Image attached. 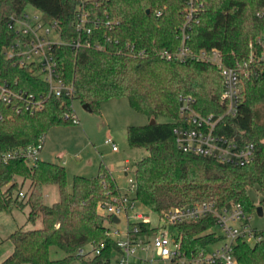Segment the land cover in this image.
I'll return each instance as SVG.
<instances>
[{
  "label": "trees",
  "instance_id": "1",
  "mask_svg": "<svg viewBox=\"0 0 264 264\" xmlns=\"http://www.w3.org/2000/svg\"><path fill=\"white\" fill-rule=\"evenodd\" d=\"M28 6L39 11L45 21L57 20L64 41L75 37L80 9L89 10L91 18L98 19L91 39L99 41L103 49L53 47L62 79L74 86V100L99 114L100 102L125 97L133 110L155 120L126 128L128 144L147 151L134 166L139 203L155 214L205 201L218 207L240 203L249 215L257 209L249 195V189L256 187L262 193L260 204H264V60L249 65L239 112L234 118H225L221 127L230 137L251 141L254 158L243 166L223 164L181 151L174 139V126L180 122V95L191 96L201 114L219 115L224 110L222 82L215 65L195 58L167 59L160 54L179 44L185 0H0V77L38 98L47 86L31 65L4 56V48L16 37L9 18L24 13ZM196 7L188 29V43L194 52L216 49L223 63L233 66L247 61L251 51L260 50L257 40L264 38V0H196ZM126 43L142 55L129 54L124 49ZM70 103L68 97L50 96L40 109L17 112L0 101V153L35 142L53 126L72 123ZM159 117L169 120L158 122ZM27 180L26 200L19 199ZM51 184L57 186L59 198L48 205L43 190ZM118 193L104 166L92 177L75 175L69 189L66 170L58 163L38 159L30 165L19 158L0 159V211L28 206L27 222L32 225L8 236L13 250L0 264H72L78 259L83 264H107L116 246L105 233L99 210ZM213 227L212 217L176 225L182 248L187 253L206 249L218 239ZM88 244L104 247L90 259L75 255ZM52 247L64 256L52 259ZM233 254L237 264H264V240L253 245L236 240Z\"/></svg>",
  "mask_w": 264,
  "mask_h": 264
},
{
  "label": "built area",
  "instance_id": "2",
  "mask_svg": "<svg viewBox=\"0 0 264 264\" xmlns=\"http://www.w3.org/2000/svg\"><path fill=\"white\" fill-rule=\"evenodd\" d=\"M85 1V0H82ZM184 23L180 28V40L177 48L172 51L162 50L161 56L167 59L197 60L215 65L220 73L222 82L221 100L224 110L219 115H204L194 108L191 96L180 95L178 113L180 122L174 126L173 134L177 147L183 152L205 155L216 161L233 166L249 164L254 158L255 146L251 141L241 137H230L221 132L223 120L234 118L239 112L242 100L243 78L249 75V65L255 60H264V38L258 39L261 47L259 51L253 50L247 61L242 64L229 66L223 63L221 53L216 49H200L194 52L189 45L190 34L188 29L195 19L198 8L196 0H185ZM159 15V13H157ZM98 26V19L91 18L90 11L80 9L76 13L74 32L69 41L62 39L60 24L57 20L45 21L39 11L29 13L25 11L9 18V27L16 37L4 48L6 58H14L20 65H31L34 73L46 84L47 90L38 98L27 91L15 88L9 81L0 77V101L11 105L14 111H34L43 106V102L50 96L68 97L71 101V112L68 114L72 123H78L73 113L74 86L62 79L53 53V47L59 45L69 46L74 50L81 47L103 49L99 41H92L94 29ZM109 41L110 38L108 37ZM124 49L131 55L141 56L142 52H135L130 44L126 43ZM123 51V50H120ZM18 103V104H17ZM45 134L38 137L35 142L25 146L13 148L0 153V159L7 162L11 159H23L33 164L39 158L43 149ZM113 151L117 145L107 139ZM128 168H125L127 171ZM128 173V172H127ZM135 178L128 177V190L135 192ZM19 197H24L22 191ZM135 197L128 193H118L111 197V201L101 205V213L106 227V235L111 238L116 248L110 251L107 264H237L233 254V243L236 240L248 244H255L264 240V230H257L250 226L249 215L244 212L240 203L218 207L216 203L205 201L173 207L161 214H155L159 221L152 223V219L142 212H135ZM153 213V212H152ZM115 216L117 221H113ZM124 218L125 227H117ZM212 217L217 241L198 250L197 253H187L182 248V236L176 225L199 221ZM173 229L174 231H172ZM104 247L95 248L92 244L80 247L76 256L90 259L100 253ZM72 264H83L74 260Z\"/></svg>",
  "mask_w": 264,
  "mask_h": 264
},
{
  "label": "rangeland",
  "instance_id": "3",
  "mask_svg": "<svg viewBox=\"0 0 264 264\" xmlns=\"http://www.w3.org/2000/svg\"><path fill=\"white\" fill-rule=\"evenodd\" d=\"M29 13L36 10L28 6ZM99 111H87L78 100L73 101V113L78 123L56 125L47 130L45 141L39 158L43 161L54 162L63 165L66 170L67 187L72 186L73 177L82 175L95 176L100 166L112 171L116 179L119 191H128L130 197H135V192L128 190V177L134 176V166L138 160L147 154L144 148L131 147L126 140V128L130 125L142 126L149 123L150 119L131 108L128 99L110 98L100 102ZM168 118L159 117L158 122L168 121ZM109 139L117 145L118 150L113 151L110 144L105 143ZM264 142V139H263ZM62 155L61 159L58 156ZM127 160V162H125ZM127 167L128 175L124 174ZM29 181H25L22 192L28 190ZM249 195L255 207L260 206L262 214L254 209L249 214V224L257 230H264V204H260L262 193L256 188L249 189ZM59 198L57 186L54 184L45 187L44 200L46 204H52ZM26 200V197H19ZM100 213H104L102 209ZM135 212H142L152 219V223L159 221L158 217L141 203H136ZM28 206L23 208L13 207L10 212L0 211V253L7 250L12 244L8 236L18 228L31 229V223L27 222ZM40 226V222H37ZM124 218L121 217L118 228L125 227ZM104 224L107 225L106 222ZM37 226V225H36ZM174 231L173 229H171ZM213 230L218 232L217 227ZM52 259H60L63 252L55 247L50 250Z\"/></svg>",
  "mask_w": 264,
  "mask_h": 264
},
{
  "label": "crops",
  "instance_id": "4",
  "mask_svg": "<svg viewBox=\"0 0 264 264\" xmlns=\"http://www.w3.org/2000/svg\"><path fill=\"white\" fill-rule=\"evenodd\" d=\"M118 150V149H117ZM116 150V151H117ZM61 157H62V155H60V156H58V158H60L61 159ZM125 162H127V160L125 161ZM65 165L66 164V160H63L62 162H61V165ZM62 165V166H63ZM106 168V167H105ZM126 168V167H125ZM125 168H124V174L125 175H128V173H127V171H125ZM109 172H110V174H111V176H112V178L114 179V182H115V185H116V187H117V189H118V191H119V188H118V185H117V182H116V179L114 178V176H113V174H112V171L111 170H109L108 168H106ZM24 184H25V182H24ZM46 187V186H45ZM45 187H44V190H43V194H44V196H45ZM119 193H121L120 191H119ZM126 193H128V191H126L125 193H122V194H126ZM44 202H45V200H44ZM54 203V202H53ZM50 205V204H49ZM36 225L38 226V223H36ZM12 250H13V247H12V245L7 249V250H4L3 252H1L0 253V262L1 261H3L11 252H12Z\"/></svg>",
  "mask_w": 264,
  "mask_h": 264
},
{
  "label": "water",
  "instance_id": "5",
  "mask_svg": "<svg viewBox=\"0 0 264 264\" xmlns=\"http://www.w3.org/2000/svg\"><path fill=\"white\" fill-rule=\"evenodd\" d=\"M146 12H147V13H150V10L148 9ZM82 107H83L84 109H86L87 111H91V108L89 107L88 104H83ZM154 122H155L154 119H152V120L150 121L151 124H153ZM256 211H257V213H258L259 215L262 214V209H261L260 206L257 207ZM112 220H113V221H117V218H116L115 216H113V217H112Z\"/></svg>",
  "mask_w": 264,
  "mask_h": 264
}]
</instances>
